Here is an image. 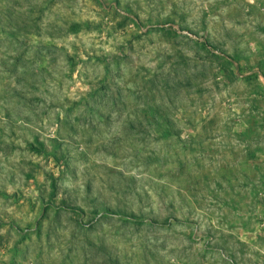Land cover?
<instances>
[{
	"label": "rangeland",
	"instance_id": "374dc122",
	"mask_svg": "<svg viewBox=\"0 0 264 264\" xmlns=\"http://www.w3.org/2000/svg\"><path fill=\"white\" fill-rule=\"evenodd\" d=\"M0 264H264V0H0Z\"/></svg>",
	"mask_w": 264,
	"mask_h": 264
}]
</instances>
